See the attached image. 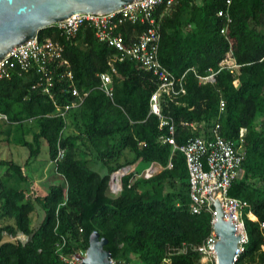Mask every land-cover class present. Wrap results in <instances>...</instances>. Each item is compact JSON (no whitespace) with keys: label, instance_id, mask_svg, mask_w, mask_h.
I'll list each match as a JSON object with an SVG mask.
<instances>
[{"label":"trees","instance_id":"trees-1","mask_svg":"<svg viewBox=\"0 0 264 264\" xmlns=\"http://www.w3.org/2000/svg\"><path fill=\"white\" fill-rule=\"evenodd\" d=\"M220 9H226L229 22L217 15ZM153 15L159 24L158 59L175 76L183 75V93L160 97L161 115L173 124L176 144L210 135L216 123L226 139L246 128L245 155L228 192L248 203V240L234 264L263 263L264 0H231L228 5L225 0H176L169 8L159 5ZM143 28L126 23L119 30L128 43ZM38 36L63 46L73 79L61 76L62 66L52 70L49 84L33 69L0 79V112L7 117L0 118V264H65L59 254L86 250L92 231L107 239L104 249L116 261L211 264L192 250L168 254L182 242H201L212 226L210 213L190 212L184 155L164 141L168 127L149 113L156 78L137 62L116 61L108 96L98 74L108 71L115 50L97 41L91 26L83 25L71 39L53 26ZM228 50L239 64L236 73L218 70ZM208 68L218 70L215 81L199 82L197 75ZM72 87L82 99L60 116L55 106L73 101ZM11 145L27 150L24 164L1 155ZM42 146L61 181L40 195L26 168L36 163ZM58 148L64 154L56 160ZM139 163L157 170L145 177V170L135 167ZM124 167L121 191L114 195L110 175ZM15 181L29 185L18 187ZM37 203L43 217L32 227Z\"/></svg>","mask_w":264,"mask_h":264},{"label":"built area","instance_id":"built-area-1","mask_svg":"<svg viewBox=\"0 0 264 264\" xmlns=\"http://www.w3.org/2000/svg\"><path fill=\"white\" fill-rule=\"evenodd\" d=\"M175 2L176 0H133L109 13H74L50 26L57 28L67 38L71 39L83 25L87 24L92 27L97 41L114 48L115 55L108 61V71L98 74L100 88L108 96H111L113 92L112 82L113 74L116 73L114 66L116 61L128 59L137 62L156 78L157 88L149 98V113L159 117L161 126L168 127L169 134L164 138V141L169 143L173 150L177 149L184 155L188 173L189 210L192 214L210 213L211 226H213L217 213L213 199L214 196L217 197L223 210L224 219H230L235 223L241 235L239 248L233 259L234 264L239 254L244 251L245 243L248 240L244 225L245 209L248 203L246 200L229 195L228 192L232 181L239 174V167L245 155L243 141L246 128H239L236 138L226 139L220 134V126L216 123L210 128V135L189 136L182 144H176L173 137V124L161 115L160 97L161 95L174 97L179 93H183V75L175 76L159 61V24L153 15L159 5L164 4L166 8H169ZM230 2L231 0H225V5L230 4ZM217 15L223 17L226 22L230 21L226 9H220ZM126 23L144 24V28L136 35L134 40L128 43L125 42L123 34L119 30ZM220 31L225 34L226 26ZM63 50V46L58 41H54L49 37L39 38L37 32L32 38L11 48L0 59V79L9 77L14 71L24 72L33 69L49 84L52 70L57 66H62L61 76L72 81L73 73L69 69L68 60L63 56ZM221 68L227 69L230 73L238 71L239 64L236 63L230 50L219 61L218 70ZM217 71L208 68L204 74H198L199 82L213 83ZM233 83L237 85V79ZM45 91H47V88H45ZM68 91L74 99L63 107L55 106V111L60 116H64L68 108L78 105L82 99L76 87H72ZM223 106L224 102L220 100V111L223 110ZM0 118L7 119L6 115L1 112ZM189 125L194 127L192 123ZM63 154V149L58 148L56 160L62 158ZM155 170H157V167L151 164L143 174L145 177H149ZM127 171L123 172V169H120L112 173V176L110 175L109 190L112 194L116 195L121 191L120 179ZM246 216L250 220H257V217L251 211H246ZM261 227H264V223H261ZM19 237L23 238L22 235ZM217 240L218 236L212 227L211 232L201 242H182L170 248L168 254L186 253L192 250L200 254L201 262L217 264L214 250V242ZM261 248L264 250V245ZM85 254L86 250L80 249L69 254L60 253L59 258L65 264H83L82 258ZM111 262L112 264H129L112 258ZM260 264H264V262Z\"/></svg>","mask_w":264,"mask_h":264},{"label":"water","instance_id":"water-1","mask_svg":"<svg viewBox=\"0 0 264 264\" xmlns=\"http://www.w3.org/2000/svg\"><path fill=\"white\" fill-rule=\"evenodd\" d=\"M133 0H0V59L16 45L32 38L39 30L74 13H109ZM123 172L128 167L122 168ZM112 176V175H111ZM217 211L213 230L218 236L214 242L217 264H233L241 235L237 225L225 220L222 207L214 196ZM105 237L97 231L89 235L83 264H112L111 253L104 249Z\"/></svg>","mask_w":264,"mask_h":264},{"label":"rangeland","instance_id":"rangeland-1","mask_svg":"<svg viewBox=\"0 0 264 264\" xmlns=\"http://www.w3.org/2000/svg\"><path fill=\"white\" fill-rule=\"evenodd\" d=\"M45 146H42V152L36 160V163L31 164L30 167L26 168V173L29 175L30 180L32 181L33 190L42 195L47 191V188L52 183H59L61 178L54 171V163L48 160L47 153L45 152ZM1 155L11 156L19 164H24L27 150L20 146L11 145L9 147H3L1 149ZM40 161L44 162L40 164ZM146 164H137L135 167L141 171L145 170ZM150 166V165H149ZM148 166V167H149ZM0 172L2 170L0 169ZM17 181L14 182L16 184ZM28 182H18L16 186L18 187H28ZM30 189V187H29ZM32 227H36L43 217V210L40 209L38 203L35 205V212L32 213ZM205 263V262H204Z\"/></svg>","mask_w":264,"mask_h":264}]
</instances>
